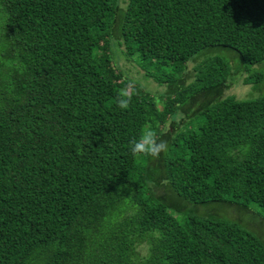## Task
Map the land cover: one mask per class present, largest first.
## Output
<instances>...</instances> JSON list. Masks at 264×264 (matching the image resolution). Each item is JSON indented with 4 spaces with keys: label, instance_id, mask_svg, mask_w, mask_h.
<instances>
[{
    "label": "trees",
    "instance_id": "obj_1",
    "mask_svg": "<svg viewBox=\"0 0 264 264\" xmlns=\"http://www.w3.org/2000/svg\"><path fill=\"white\" fill-rule=\"evenodd\" d=\"M261 63L264 0H0V264H264L241 224L165 204L264 221ZM148 126L163 158L130 151Z\"/></svg>",
    "mask_w": 264,
    "mask_h": 264
},
{
    "label": "rangeland",
    "instance_id": "obj_2",
    "mask_svg": "<svg viewBox=\"0 0 264 264\" xmlns=\"http://www.w3.org/2000/svg\"><path fill=\"white\" fill-rule=\"evenodd\" d=\"M124 55V50L120 48L116 63L117 67H119L129 78L135 79L138 85L144 87L148 92H151L152 95L159 91L157 87H161L163 89L165 88L164 86H159L156 83L154 84L152 80L139 74V67L133 62V59H136L135 55L128 56L130 59ZM256 70L262 75L261 84L264 85V63L257 65ZM249 89H251V86L249 87V85H242L241 78H239L237 81H235L231 89L225 92L224 95H233L237 98H246L249 94ZM254 91H261L259 85ZM161 155H163V158L165 153L162 151ZM157 174L158 171L156 170L155 175ZM161 192V190L157 189V194H160ZM167 192L168 194L165 195V204L171 208L175 214L177 213L179 218L185 216H194L198 218H218L229 220L241 224L245 227V229L250 231L260 240L264 241V221L262 220V215L259 212V209L255 206H250L248 208V212L250 213H242L239 211L237 206H228L227 204L220 203L194 205L176 196V194L171 192L168 187Z\"/></svg>",
    "mask_w": 264,
    "mask_h": 264
},
{
    "label": "clouds",
    "instance_id": "obj_3",
    "mask_svg": "<svg viewBox=\"0 0 264 264\" xmlns=\"http://www.w3.org/2000/svg\"><path fill=\"white\" fill-rule=\"evenodd\" d=\"M117 106L127 109L131 103V97L123 91L117 97ZM130 151L134 156H146L158 158L160 153L166 149V141L158 137L152 126L145 127L137 138L129 141Z\"/></svg>",
    "mask_w": 264,
    "mask_h": 264
}]
</instances>
